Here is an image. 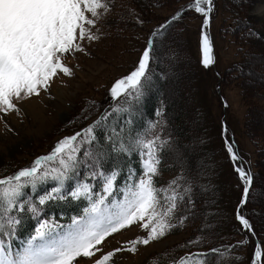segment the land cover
Listing matches in <instances>:
<instances>
[{"label":"snow or ice","instance_id":"snow-or-ice-1","mask_svg":"<svg viewBox=\"0 0 264 264\" xmlns=\"http://www.w3.org/2000/svg\"><path fill=\"white\" fill-rule=\"evenodd\" d=\"M112 0H0V113H20L18 105L49 91L55 78L71 76L65 61L85 51L83 41L98 40L99 24L113 10ZM214 0H193L165 24L152 30L133 69L117 79L110 89L115 104L105 109L87 128L58 141L53 151L36 158L31 166L0 177V264H115L121 251L135 254L138 245L147 246L182 227L194 206L196 178L189 174L177 141L167 129L162 107L156 119L136 127L142 115L139 106L154 86L153 66H163L173 58L165 44L169 26L187 10L203 17L201 33L202 64L215 63L209 28ZM138 23H143L137 17ZM253 35V33H249ZM165 78L166 73L159 74ZM101 130L103 136H98ZM233 143L226 142L230 158L239 156ZM87 146V147H85ZM174 156L180 172L165 184L160 182L162 165ZM111 162V166H106ZM243 183V197L236 218L242 230L256 236L253 225L241 209L248 202L253 177L237 165ZM55 182L38 194V188ZM70 182V183H69ZM30 189V191H29ZM208 189L205 187L204 189ZM50 201H76L78 214L60 223L55 217L41 218ZM36 226L21 238L27 214ZM137 226L146 235L105 252V240L121 230ZM203 231V230H201ZM203 235L185 244L183 256L172 250L163 253L169 264H232L246 241L212 247L207 252L191 251L203 247ZM264 249L259 241L254 264H261Z\"/></svg>","mask_w":264,"mask_h":264},{"label":"rangeland","instance_id":"rangeland-1","mask_svg":"<svg viewBox=\"0 0 264 264\" xmlns=\"http://www.w3.org/2000/svg\"><path fill=\"white\" fill-rule=\"evenodd\" d=\"M112 2L114 7L111 15L105 22L98 25L100 31L96 34L99 39L91 42L83 41L85 51L76 53L74 56L70 55L65 61L66 65L72 69L71 76L61 74L55 78L49 91L42 90L39 96H33L18 105L21 109L19 114L15 112H9L7 115L0 113V177L12 175L22 168L31 166L36 158L51 153L58 141L87 128L98 119V115H91L92 111L90 110L96 103H99L101 114L105 109L110 110L109 105L116 103L110 95L111 87L117 79L133 69L140 52L146 46L152 28L165 24L173 12L186 7L193 0H171L170 6L166 10L158 8L150 18L139 17V20L143 21L142 24L132 20V23L130 22L125 27H122V24L113 27L114 30L111 27L114 23V16L119 10L116 9L114 1ZM214 3L211 24L206 29L212 41L214 67L211 70L209 67H204L205 71L198 66V63L200 64L202 61L203 17L194 10H187L183 13L182 18L173 22L170 25L172 27L169 26L167 30L165 44L173 54V58L167 63L169 65L161 66L162 73L167 74L165 78L161 79V82L168 85L171 91H178L175 95L174 125L178 126L180 122H183L186 129L191 128L185 137L186 140L182 141V149H179L184 154L185 151L191 154L189 156L192 164L196 163L197 165V163L205 161L204 157L201 158V152L197 146L198 140L195 135L197 125H200L201 134L207 139L212 138L208 131L212 129L222 139L234 142L233 149L240 159L235 163L232 162L233 173L228 171L225 161L221 162L222 156L224 157L221 141L218 144L211 142L207 146V149L210 148L209 151L212 152V158L210 159L211 164L206 170L209 171L213 166H221L218 207L221 205L219 213L223 214H218L217 221L218 225L225 224V235L218 233L214 220L205 212L208 220L202 217V213L191 219L203 218L206 238L211 239L214 246L223 244L220 240L223 236L233 240V244L245 240L244 237L249 236V243L247 238L245 245L234 253L241 259L234 260L232 264H254L253 253L257 239L263 245L259 246L264 249V147L258 148V152H255L253 142L256 139L246 135L244 125L246 111H248L250 131H264V107L261 108L264 105V0H214ZM250 32L253 35H249ZM182 47H184V51ZM241 62V71L243 70L242 72L246 75L241 74L242 81H235L233 84V76L228 71L230 72ZM193 67H197L199 70L197 75L199 78L204 76L205 82V96L198 95V101L201 102L196 104V108L200 111V119H196L194 115L190 94ZM213 72L217 73L221 81L223 75H227V81L222 87L218 82L220 80L218 78L216 80ZM159 74L157 78H160ZM217 82L224 107L216 93L217 87H214ZM240 86L243 92L244 90L252 91L253 100L250 103L252 101L255 103L249 110L245 97L239 95ZM256 87L262 88L260 89L262 95L259 94V89ZM255 88L258 93L254 90ZM162 91L163 93L160 94L159 89H152L151 93H153L152 95L158 94V100H164L167 90L163 87ZM73 113L81 115L79 120H74L71 116ZM173 139L175 138L173 137ZM258 139L260 142L262 141L261 138L258 137ZM178 142L177 144H179ZM222 142L225 144L224 141ZM237 165L242 166L245 171L250 170L252 176L256 173V188H250L248 202L241 209L253 225L255 237L244 232L238 220L235 219L234 223L231 221L232 216L236 217V213L233 211L234 207L236 205L238 208L243 197V183L235 171ZM213 174L215 171L211 172V175ZM171 179H173L171 173L162 175V180L166 183ZM54 184L55 182L49 181L46 185L41 186V189H38V194H43L45 188L50 189ZM206 201L207 199L203 203ZM203 211L205 210L203 209ZM42 213H44V209H42ZM26 217L31 218V214H27ZM186 222L188 225L183 230L178 229L172 235L168 234L147 246L138 245L135 254L128 251L117 253L114 258L115 264H159V260L154 255L175 245L180 246V243L187 239L188 234L192 231L190 227L192 223L189 219ZM145 235L146 233L141 228L132 226L108 237L102 247L105 252L121 246L127 247L128 241ZM179 249L177 250L181 251L179 253L181 255L183 249ZM210 260L209 264H215L213 258ZM80 264H90V262L82 259ZM261 264H264V257L261 259Z\"/></svg>","mask_w":264,"mask_h":264},{"label":"trees","instance_id":"trees-1","mask_svg":"<svg viewBox=\"0 0 264 264\" xmlns=\"http://www.w3.org/2000/svg\"><path fill=\"white\" fill-rule=\"evenodd\" d=\"M112 1H114V3L116 4V9L119 10V12L116 13L114 16V19H113L114 23H113V26L111 27L112 30L115 29L113 27L121 26L120 24H122V27H125L127 24L129 25V23L132 20L136 22L137 17L138 18L139 17L150 18L153 15L155 9L159 8L160 10H166V8L170 6V2H171V0H112ZM177 11L178 10H176V12ZM176 12L175 13L173 12V14L170 17L175 15ZM156 26L154 28H152V30L156 29L157 28ZM171 27L172 26H170V28ZM151 31H150V33H151ZM150 33H149V35H150ZM182 50L184 51V47H182ZM183 54H184V52H183ZM167 63H166V65H169ZM241 65H242V62L238 66H235L230 72L228 71V73H230V75L233 76V82H232L233 84L235 81H237V82L242 81V79L240 77L241 74L244 76L246 75L242 72L243 70L241 71V69H242ZM198 66L201 67V69L205 70L202 62L200 64L198 63ZM163 67H165V65H163ZM158 69L160 70L159 72H158ZM209 69L211 70L210 67H209ZM153 71L157 75H155L153 77L155 83H154V86L152 89H156V90L159 89V93L162 94L163 93L162 89H163V87H165L167 92H165L164 100L163 99L158 100V98H159L158 94L152 95L153 94V93H151L152 89L148 92L147 96L143 99L142 104L139 106V110L142 113V115L137 117L136 127L145 126L147 121L155 120L157 118L155 115L156 110L158 108L162 107L165 118H166L167 129L169 132H171L172 138L174 137L177 141H179L178 147L180 149H182L181 148V145L183 144L182 141L186 140L185 137H186L187 133L191 131V128L186 129L185 123H183V122L182 123L180 122L178 126L174 125L175 124L174 119L176 116L175 95L177 94L178 91L177 90L171 91V88L168 85H166V84L164 85V83L161 82L162 78H157L158 73L161 74L163 71L161 66L154 65ZM198 73H199V70L197 69V67H193V75L190 79V94H191V98H192V106L194 108V115H195L196 119L201 118V116L199 115L200 111L196 108L197 102H201V101H198V95L202 96V97L205 96L204 76H201L199 78V75H197ZM213 75L215 76V78L217 80V76L214 72H213ZM223 76L224 77H223L222 81L221 80L218 81L220 83L221 87L227 81V75H223ZM235 78H237V79L234 80ZM218 82L216 83V85H214L215 88L217 87ZM256 88L254 90L256 91V93H258ZM257 89H259V94H261L260 89H262V88L259 87ZM263 90H264V88H263ZM238 91H239V95L241 94V96H244L245 101L248 102L247 103L248 110L251 109V107L255 103L254 101H252L250 103V101L253 100L252 93H251L252 91H248V90L245 91L244 90V92H243V89L241 86L238 89ZM110 106L111 105H109V107ZM263 107H264V105L261 108H263ZM259 108H260V106H259ZM90 110L92 111L91 115H98V119H99V116L101 115V112H99V103H96ZM77 113H79V112H77ZM71 116L74 118L75 121L79 120V118L81 117L80 114L78 116L76 113H73ZM245 117H246L245 118L246 122L244 125L245 133L249 138L256 139V141L253 142V147H254L253 149H255V152L257 153L258 148L264 147V131H262V132L258 131V130L250 131V129L248 127V123L250 121V118L248 116V111H246ZM199 122H200V120H199ZM197 123H198V121H197ZM208 131H209L210 137H212L210 139H207V138L202 136L200 125L199 126L197 125V131H196L195 135H196L197 140H198L197 146L200 149L201 158L204 157V159H205V161L203 163H197V165H196V163L192 164V161H191L190 156H189L191 154L188 151H185V154L182 153V150L180 151L181 154H183V156L185 158V163H186L187 168L189 170V174L196 178V186L194 187V197H193L194 206H190L191 212L189 214V217H190L189 220H191V223H192V226H190L192 231L188 234L187 239H185L183 242L186 243L187 241L192 240L195 237L200 236V235H203V237H205L204 241H203V245H205V246L200 247V248L193 247L190 249L193 252L200 251L199 249L205 250L202 252H207L210 249V247H220L221 245L233 244V242H234L233 240H229V238H227V236H223L220 238V240L223 244H219V245L214 246V243L211 241V239L206 238L207 233H206V231H204V226H203L204 220H203V218L205 220H208V218H206L207 216L205 213H207V215L210 216L212 220H214V224L218 228V233L220 235H225L224 232L226 231V228H224L225 224L220 223V225H218V221H217L218 214H223V213H219V209L221 208V205H219V207H218V202H219L218 201V198H219L218 186L220 184L219 183V174L221 172V166L220 167L213 166L209 171L206 170L209 167V165L211 164L210 159L212 158V152L209 151L210 148L207 149V146L211 142H215L216 144H218V142L221 141L222 153L224 154V157L222 156L221 162L225 161V166L228 168V171H231L233 173V170H232L233 165L231 163L230 154L228 153L227 146H226V142H228V143H232V142L228 141L227 139H225V140L222 139L221 136L212 129L208 130ZM103 134L104 133L101 130L97 131L98 136H103ZM258 137L262 139L261 142L258 139ZM222 141H224L225 144ZM255 147H257V148H255ZM186 153H188V155H186ZM228 154H229V156H228ZM206 162H207V164H206ZM163 165H162V168H163L162 175L165 173H171L173 175V178H174L180 172V168H179V166L177 164V160L174 156H169L165 160ZM106 166L110 167L111 162H109ZM212 171H215V174L211 175ZM162 175L160 177V182L162 184H165L166 182H164L162 180ZM252 177H253V183H252L251 188H256V184H255L256 173ZM205 187L208 189L207 191L204 190ZM38 189H41V186ZM206 199H207V201L205 203H203ZM238 199H239V197H238ZM77 203L78 202H76V201H71V202L50 201L47 205L41 206V208L44 209V213L41 214V218L43 219V218L55 217L60 223H67L69 217L78 214V212L80 211V209L77 207ZM237 203H238V200H237ZM203 205H204V208H203ZM195 208H197V209L194 210ZM236 208H237V206L235 205L234 210H233L234 212H236L235 211ZM203 209L205 211H203ZM201 213L203 215L202 216L203 218L191 219L194 216H199ZM233 217L234 216H232L231 221L234 223L236 220ZM193 222H194V226H193ZM187 225H188V223L185 222V224L182 227H179V228L173 230L169 235H172L178 229L183 230ZM35 226H36V221L30 217L25 216L24 221H23V227H22V230L20 232L21 238L26 237L28 235V233L34 229ZM201 230H203V231H201ZM192 235H193V237H192ZM246 237L248 238V243H249V236H246ZM258 241H259V245L263 246L259 239L256 240L255 245L257 246ZM183 242H181L180 245L184 244ZM204 243H206L207 245ZM208 244H210V245H208ZM178 247H179V245H175L173 247H170V249L165 250V251L161 252L160 254L154 255V257L159 260V264H169L170 257L164 256L163 253H165L169 250H172V254L175 255L176 257H180V256L185 255V252L187 250L183 249L182 250L183 253L181 255H179V253L181 251H179L180 247L179 248ZM177 249H179V250H177Z\"/></svg>","mask_w":264,"mask_h":264},{"label":"bare ground","instance_id":"bare-ground-1","mask_svg":"<svg viewBox=\"0 0 264 264\" xmlns=\"http://www.w3.org/2000/svg\"><path fill=\"white\" fill-rule=\"evenodd\" d=\"M236 218V217H235Z\"/></svg>","mask_w":264,"mask_h":264}]
</instances>
